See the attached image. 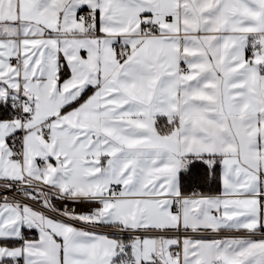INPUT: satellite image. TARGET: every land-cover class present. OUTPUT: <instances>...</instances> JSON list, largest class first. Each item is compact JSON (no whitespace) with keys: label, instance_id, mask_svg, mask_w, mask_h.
Returning <instances> with one entry per match:
<instances>
[{"label":"snow or ice","instance_id":"6c2138e0","mask_svg":"<svg viewBox=\"0 0 264 264\" xmlns=\"http://www.w3.org/2000/svg\"><path fill=\"white\" fill-rule=\"evenodd\" d=\"M0 264H264V0H0Z\"/></svg>","mask_w":264,"mask_h":264}]
</instances>
